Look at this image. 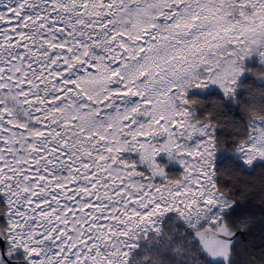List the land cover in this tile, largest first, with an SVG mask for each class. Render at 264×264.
I'll use <instances>...</instances> for the list:
<instances>
[{
    "label": "snow or ice",
    "instance_id": "6c2138e0",
    "mask_svg": "<svg viewBox=\"0 0 264 264\" xmlns=\"http://www.w3.org/2000/svg\"><path fill=\"white\" fill-rule=\"evenodd\" d=\"M253 53L264 0H0V264L19 250L22 264H177L173 212L199 245L183 264H229L227 211L257 184L264 198V174L214 165L216 109L197 118L187 90L234 95ZM250 127L233 148L248 164L264 159V127ZM162 152L182 176L167 178Z\"/></svg>",
    "mask_w": 264,
    "mask_h": 264
},
{
    "label": "trees",
    "instance_id": "16d2710c",
    "mask_svg": "<svg viewBox=\"0 0 264 264\" xmlns=\"http://www.w3.org/2000/svg\"><path fill=\"white\" fill-rule=\"evenodd\" d=\"M244 75L238 82L234 95L230 99L226 98L219 90L211 89L204 93L191 92L187 95L190 100H197L200 104L191 106L197 118H202L206 112L216 109L215 118L220 128L217 129V135L220 136L221 151L217 152L215 166H222L226 161H231L248 176H259L264 174V161L255 162L247 166L244 162L235 156L233 148L242 139H246L250 132V124L253 120L247 117L246 107L255 103L258 99H264L261 91H264V79L260 78L264 74V65L258 57H253L244 62ZM122 158L138 164L142 170L148 172L138 157L125 152ZM159 164L164 168L168 179L177 178L184 174V170L172 166L166 159H160ZM225 179L241 182L242 174L228 170L221 173ZM157 182H162L157 180ZM259 186L257 184L256 193L250 195L246 203L237 201L227 212V219L239 232L232 246V258L229 264H261L264 261V206L258 205L255 201L259 199ZM7 200L0 191V207H7ZM164 222L171 225L177 232V239H183L184 247L177 256V264H183L191 258L190 247L195 251L199 245L192 239L191 228L175 212L168 213ZM0 223H7V217H0ZM243 225V227H242ZM191 241V246L188 241ZM9 241H6L7 250ZM15 259L9 257L14 264H22L26 261L23 250L17 251ZM202 258V257H201ZM194 259V258H193ZM214 264H225V261H215Z\"/></svg>",
    "mask_w": 264,
    "mask_h": 264
},
{
    "label": "rangeland",
    "instance_id": "374dc122",
    "mask_svg": "<svg viewBox=\"0 0 264 264\" xmlns=\"http://www.w3.org/2000/svg\"><path fill=\"white\" fill-rule=\"evenodd\" d=\"M255 56L258 57L259 60H260V62L264 65V59H262L257 53H253L252 55L246 57V58L242 61V63L244 64L245 61H247V60H249V59H252V58L255 57ZM243 75H244V71L242 72L241 76L239 77L238 82L243 78ZM236 87H237V85L235 86V90H236ZM211 89H217V90H219V91H220V92H221L226 98H228V99H230V98L232 97V96L227 95L219 85H217V84H212V83H207V84H205L204 87H200V88H196V87L190 88V89L187 90V95H188L189 93H191V92H200V93H204V92H206V91H208V90H211ZM186 107H189L190 110L193 111L192 108H191V106H186ZM262 122H264V120H261V119H253V120L251 121V124H250V125H255V127L258 129V128H260V127H264V123H262ZM252 131H253V129H252V127H250V132H252ZM199 139H201V138L197 137L196 139H194V140H192V141H185V140L181 139V143H187L189 147H193V146H195V144L197 143V141H198ZM166 140H167V137H166V136H159V137L154 138L153 143H155V144H157V145H160V144L165 143ZM128 153H131V154L137 156V157H138V160L141 162V160H140V153H139V152H136V151H129ZM235 156H236L239 160H241L242 162H244L247 166H251V165H253L255 162H258V161H264V159H257V160L254 161L252 164H248V163L246 162L245 157H243L241 154H239V153L236 152V153H235ZM160 159H166V160H167L172 166H174V167H179V168H181L182 170H184L183 165H181V163L179 162V158L173 159V158L169 157V155H168L166 152H162V153L156 158L158 164H159V160H160ZM216 160H217V153H216V156H215V158H214V164H215ZM143 165H144V164H143ZM159 165H160V164H159ZM144 166H145L146 168H148L147 165H144ZM156 179L159 180V181H163L164 178H162V177H157ZM1 192H2V194H3V196H4V198H5L6 200H8L7 195H6L3 191H1ZM229 210H230V209H229ZM229 210H228V211H229ZM228 211H227V212H228ZM182 219H183V218H182ZM183 220H184V219H183ZM184 221H185V220H184ZM185 222H186V221H185ZM186 224L190 227V225H189L187 222H186ZM190 228H191V227H190ZM234 233H235V232H234ZM236 237H237V236H236ZM234 240H235V238H234V239H231V247H232L233 244H234ZM9 243H10V242H9ZM215 261H224V259H223V258H218V259H216Z\"/></svg>",
    "mask_w": 264,
    "mask_h": 264
},
{
    "label": "clouds",
    "instance_id": "9594fccd",
    "mask_svg": "<svg viewBox=\"0 0 264 264\" xmlns=\"http://www.w3.org/2000/svg\"><path fill=\"white\" fill-rule=\"evenodd\" d=\"M260 78L264 79V74H261ZM246 114L247 117L252 119H261L264 120V99H258L255 103H252L251 105L246 107ZM208 118L207 115L205 117ZM228 190H225L227 194ZM247 199L241 200L242 203H246ZM258 205L264 206V198L257 199L255 201ZM243 227V225H242Z\"/></svg>",
    "mask_w": 264,
    "mask_h": 264
},
{
    "label": "water",
    "instance_id": "95a60500",
    "mask_svg": "<svg viewBox=\"0 0 264 264\" xmlns=\"http://www.w3.org/2000/svg\"><path fill=\"white\" fill-rule=\"evenodd\" d=\"M239 234V232H235L232 236H231V239H234V238H236V236ZM195 241V240H194ZM196 243H198L197 241H195ZM5 248H6V241L4 242V241H2V240H0V250H2V249H4L5 250ZM6 251V250H5ZM10 260V259H9ZM12 262V264H14V262L13 261H11Z\"/></svg>",
    "mask_w": 264,
    "mask_h": 264
}]
</instances>
